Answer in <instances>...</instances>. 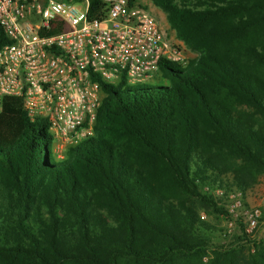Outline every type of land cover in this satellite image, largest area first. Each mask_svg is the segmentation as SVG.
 Masks as SVG:
<instances>
[{"label":"trees","instance_id":"1","mask_svg":"<svg viewBox=\"0 0 264 264\" xmlns=\"http://www.w3.org/2000/svg\"><path fill=\"white\" fill-rule=\"evenodd\" d=\"M196 1L149 0L199 54L160 59L167 83L98 81L93 134L65 157L19 98L1 100L0 264H264L241 219L223 244L199 216L229 218L214 190L264 174V0Z\"/></svg>","mask_w":264,"mask_h":264},{"label":"built area","instance_id":"2","mask_svg":"<svg viewBox=\"0 0 264 264\" xmlns=\"http://www.w3.org/2000/svg\"><path fill=\"white\" fill-rule=\"evenodd\" d=\"M96 1L0 0V103L19 98L30 121L46 123L55 148L93 134L98 81L153 82L160 59L183 61L139 0ZM225 206L247 234L256 229L260 210L241 191H228Z\"/></svg>","mask_w":264,"mask_h":264},{"label":"rangeland","instance_id":"3","mask_svg":"<svg viewBox=\"0 0 264 264\" xmlns=\"http://www.w3.org/2000/svg\"><path fill=\"white\" fill-rule=\"evenodd\" d=\"M139 1L143 6H146L143 0H139ZM180 2L181 0H177V3H180ZM192 5L195 6L196 8L201 7V5H198V1L196 0H192ZM150 10L152 12L149 10L148 11L158 21L160 28L163 31L166 39H168L170 42L175 43L179 47L182 57H183V61H188L190 59H193L199 54L198 51L190 50L188 47L184 45V43L181 40L176 38L174 31L168 27L165 21V18H164V14L160 9L150 5ZM261 73L264 75V72H261ZM158 77L160 78L162 82L164 83L168 82L166 75L161 73L160 71L158 73ZM124 83L128 87L133 86V84L130 83L128 80H125ZM1 113L2 112L0 108V119L2 117ZM66 146L67 145H64L63 147L55 148V146L52 145V158L60 159V158L65 157L67 155L65 151ZM234 189H237V188L231 186L228 191H231ZM228 191L222 190L221 195H224L225 201H226V193ZM214 195L221 196V195H216L215 193ZM242 195H243L245 204L251 207L252 206L258 207L260 210V214H261L262 210H264V174H256L253 178V182L251 183V187L248 188L245 194L242 193ZM199 216L201 219H204L210 222L216 229H221L222 231L224 230L225 236L223 237V235H221L220 237L216 238L214 241H217L218 243H223V244H228L229 242H232L234 226H235L233 219H231L230 217L225 219L223 216L207 215L203 211L199 213ZM248 238L250 240H253L255 242V245L260 243L261 240L264 239V218L259 219L256 229L248 236ZM242 252L243 254H245V257L247 258L249 255L254 254L255 246H252L250 243L249 244L245 243L242 247ZM209 258H210V254H207L201 258V261L206 262Z\"/></svg>","mask_w":264,"mask_h":264},{"label":"crops","instance_id":"4","mask_svg":"<svg viewBox=\"0 0 264 264\" xmlns=\"http://www.w3.org/2000/svg\"><path fill=\"white\" fill-rule=\"evenodd\" d=\"M143 2H144V4L146 5V6H144V7H146V9H148L149 11H151V10H150V5H151V6H153V5L149 2V0H143ZM145 2H146V3H145ZM153 7H154V6H153ZM149 11H148V12H149ZM151 12H152V11H151Z\"/></svg>","mask_w":264,"mask_h":264}]
</instances>
